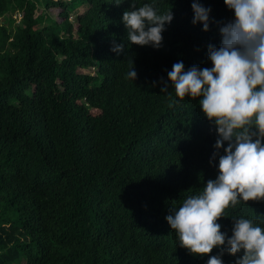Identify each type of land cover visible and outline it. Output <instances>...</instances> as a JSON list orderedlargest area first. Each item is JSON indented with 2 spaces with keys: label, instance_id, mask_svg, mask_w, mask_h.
Segmentation results:
<instances>
[{
  "label": "trees",
  "instance_id": "obj_1",
  "mask_svg": "<svg viewBox=\"0 0 264 264\" xmlns=\"http://www.w3.org/2000/svg\"><path fill=\"white\" fill-rule=\"evenodd\" d=\"M198 2L211 8L208 31L192 24L193 0H0V264H207L220 254L190 253L165 219L218 174L198 98L161 92L174 63L211 67L208 46L233 15L224 0ZM133 3L174 13L159 49L128 42L121 18ZM226 212L229 236L231 216L264 226V200Z\"/></svg>",
  "mask_w": 264,
  "mask_h": 264
},
{
  "label": "clouds",
  "instance_id": "obj_2",
  "mask_svg": "<svg viewBox=\"0 0 264 264\" xmlns=\"http://www.w3.org/2000/svg\"><path fill=\"white\" fill-rule=\"evenodd\" d=\"M120 3V2H117ZM232 17L219 28V46L209 45L211 67L183 61L172 65L161 88L176 97L198 98L203 115L215 126L216 140L209 163L217 169L203 190L189 195L165 217L176 233L179 245L195 255L209 256L207 264H224L222 255L236 256L235 264H264V226L255 219L231 216V236L221 231L218 220L228 217L226 209L249 200H264V0H224ZM192 24L209 30L211 8L198 0L191 4ZM131 44L159 49L163 32L174 19L172 10L161 12L144 3L122 15ZM119 54L123 43L111 49ZM133 65V64H132ZM127 77L137 78L134 65ZM242 253V255H237Z\"/></svg>",
  "mask_w": 264,
  "mask_h": 264
},
{
  "label": "rangeland",
  "instance_id": "obj_3",
  "mask_svg": "<svg viewBox=\"0 0 264 264\" xmlns=\"http://www.w3.org/2000/svg\"><path fill=\"white\" fill-rule=\"evenodd\" d=\"M87 8V5L85 3H78L77 5H75L74 9L76 11V13H83ZM17 19L18 16H17ZM8 21V14L5 16H0V24L6 23ZM81 72H87V73H91L93 74L95 72L94 69H79Z\"/></svg>",
  "mask_w": 264,
  "mask_h": 264
}]
</instances>
